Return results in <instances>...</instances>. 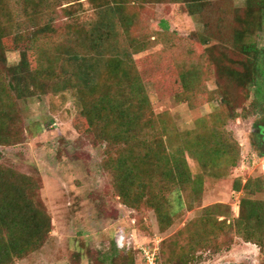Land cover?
I'll use <instances>...</instances> for the list:
<instances>
[{
	"label": "rangeland",
	"instance_id": "1",
	"mask_svg": "<svg viewBox=\"0 0 264 264\" xmlns=\"http://www.w3.org/2000/svg\"><path fill=\"white\" fill-rule=\"evenodd\" d=\"M125 8L121 17L112 0H0L7 66L18 65L22 53L30 63V88L9 109L13 140L0 146V169L31 181L33 201L50 220L40 247L11 264H144L143 251H153L157 264H264L260 248L246 243L236 225L243 198L264 203L263 192L252 194L254 182L264 180L257 137L264 129V80L255 79L259 98L257 84L234 82L247 62L234 36L248 0H210L193 16L182 3ZM131 38L146 51L131 53ZM244 43L264 49V17ZM221 46L230 52L211 56ZM127 57L148 100L141 117L152 126L137 138L119 130L121 109L133 111L134 102L108 68ZM185 71L198 76L189 96L181 88ZM212 129L232 135L237 157L207 164L197 143L196 157L185 150ZM152 141L160 154L181 150L196 183L174 192L172 182L161 186L160 173L142 191L129 188L122 163ZM200 223L213 224L204 233L210 246L190 252Z\"/></svg>",
	"mask_w": 264,
	"mask_h": 264
},
{
	"label": "trees",
	"instance_id": "2",
	"mask_svg": "<svg viewBox=\"0 0 264 264\" xmlns=\"http://www.w3.org/2000/svg\"><path fill=\"white\" fill-rule=\"evenodd\" d=\"M103 2L106 3L107 0H103ZM112 2L115 4L116 13L121 17L126 12L125 7L127 5L155 3H182L187 6L188 13L193 16L198 8L204 7L210 0H112ZM253 4L257 5L256 10H251V5ZM262 17H264V0H248V9L244 11L239 23L241 25L240 29L236 31L234 36L238 53H242L246 57L245 61H247L243 64L245 72L236 76L234 82L240 88H243L248 81L255 85L257 84L259 87L256 94L258 98L263 94V91H261V85L258 82L255 83V79L261 78L264 80V49L256 47L254 43H244V40L249 37L250 33L258 31ZM132 22V19H130L125 24L131 26ZM3 36L5 34L3 35L0 29V146L10 145L13 140L9 131V125L12 122L9 112L12 107V99L14 97L20 98L30 88L27 83L30 75L28 55L22 53L18 65L7 66L5 44L2 42ZM132 41L131 38L129 41L131 53L137 55L146 51L147 47L144 42L137 44ZM203 44L207 45V41H203ZM212 50L216 51V55L213 54L211 56H223V52H230V48L225 49L222 46L212 47ZM108 68L112 74L111 76L117 77L121 84H124L129 89L128 96H132L134 102L133 111H125L121 109V105L118 106L121 109L119 129L122 131L121 134L126 137L133 136L134 138L140 135L146 136V130H150L152 126H150L151 123L149 121L147 122L144 117H141L143 107L148 103V100L145 96L135 61L130 57L112 59L109 61ZM47 69L51 68L47 67ZM180 74H182V93L188 96L192 95L190 87L198 82V76L192 71H185ZM222 100L224 102L223 98ZM102 103L109 105V108H115L107 100H102ZM146 112L144 111L143 116H145ZM108 136H110L111 140L118 137V135L113 134H108ZM231 136L227 137L224 133L217 132V129H212L198 141L192 140V142L185 144V150L192 154L193 157H196L193 154V148L197 143V147L204 148L205 154L203 155L205 156L203 158L207 164L208 160L218 162L223 160V158L237 157V152L231 150L234 146L235 150L238 151L237 144H234L232 139H229ZM171 139V137L168 139L170 144ZM154 145L152 141L151 144L145 146L142 152L132 150L122 163L124 167L120 171L129 188L134 186L135 191H142L145 188V182L153 183L160 173L165 179L161 186L168 187L169 183L172 182L175 187L174 192H185L188 185L196 183L186 161L180 157L182 155L181 150L177 153L167 150L160 154ZM201 160L203 159L201 158ZM149 171L151 173L154 172V175L150 176V179L144 178L142 180V177L147 173L149 174ZM13 179L14 175L10 171L0 169V264H11L14 259H22L28 253L38 249L44 237L50 231L49 218L43 210L36 207L33 201L35 199L33 191H36L37 188L31 181L26 179H24L26 181ZM159 183L160 180H157L156 185ZM250 186L251 184L248 181L244 186L245 191L249 190ZM253 187L254 192L252 191V194L257 192L264 193V180L255 181ZM121 196L123 199H127L128 189ZM160 203L159 212L161 214L169 212L165 200ZM236 225L239 236L246 243L257 245L264 255V203L251 200L250 198H243L240 201V213ZM194 226L196 230L191 233V245L193 247L186 246V249L189 248L188 251L190 252H194L195 249L208 250L210 245L204 243V233H206L207 228L213 230V224L201 226L200 223ZM219 226L221 224H218ZM186 256H188L187 253H184L179 259L183 260Z\"/></svg>",
	"mask_w": 264,
	"mask_h": 264
},
{
	"label": "built area",
	"instance_id": "3",
	"mask_svg": "<svg viewBox=\"0 0 264 264\" xmlns=\"http://www.w3.org/2000/svg\"><path fill=\"white\" fill-rule=\"evenodd\" d=\"M144 264H157L156 255L153 251H143Z\"/></svg>",
	"mask_w": 264,
	"mask_h": 264
},
{
	"label": "flooded vegetation",
	"instance_id": "4",
	"mask_svg": "<svg viewBox=\"0 0 264 264\" xmlns=\"http://www.w3.org/2000/svg\"><path fill=\"white\" fill-rule=\"evenodd\" d=\"M258 149L261 152H264V129L258 131Z\"/></svg>",
	"mask_w": 264,
	"mask_h": 264
},
{
	"label": "water",
	"instance_id": "5",
	"mask_svg": "<svg viewBox=\"0 0 264 264\" xmlns=\"http://www.w3.org/2000/svg\"><path fill=\"white\" fill-rule=\"evenodd\" d=\"M261 153H263V154H264V152H261Z\"/></svg>",
	"mask_w": 264,
	"mask_h": 264
}]
</instances>
